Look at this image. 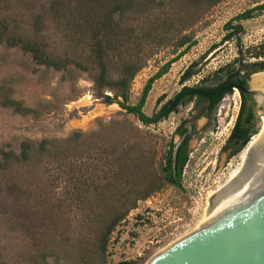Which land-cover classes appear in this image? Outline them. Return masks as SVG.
Listing matches in <instances>:
<instances>
[{"label":"rangeland","instance_id":"rangeland-1","mask_svg":"<svg viewBox=\"0 0 264 264\" xmlns=\"http://www.w3.org/2000/svg\"><path fill=\"white\" fill-rule=\"evenodd\" d=\"M47 1L0 0V14H15L23 26L39 14L43 20L40 34L48 48L56 53L66 52L69 37L49 19L45 10ZM133 1L131 11L122 19L130 25L135 24L138 12L135 8L140 6ZM153 1L161 2L158 11L162 14L180 16L186 9L185 0ZM263 1L218 0L211 5L186 30L191 32L194 43L152 81L142 110L150 114L181 85L195 83L232 60L237 54L235 41L221 39L225 32L223 23L235 13ZM137 22L140 24V20ZM240 23L242 45L257 42L264 35V8L255 10ZM172 54L166 45L148 57L130 82L129 102L136 101L146 78ZM194 61L193 67L198 70L181 81L180 74ZM102 92L112 93L107 87L101 92L93 89L92 73L88 70L73 63L54 68L36 62L18 45L0 42V155L6 149L17 152L24 138H63L75 129L83 133L95 131L100 120L104 126L98 142L113 143L117 153L124 144L136 141L144 151V167L148 171L158 164L167 142L178 141L174 128L182 118H188L192 127L186 141L188 153L180 187L164 183L138 200L108 237L106 264L120 259L143 264L174 241L246 147L245 143L239 151L227 154L229 149L223 146L238 109L239 93L233 88L224 94L210 115L197 113V106L190 101L157 122L142 124L116 102H104ZM160 94L162 98L156 102ZM78 150L75 161L66 157L62 177L56 179L55 165L46 160L37 167L12 165L6 171L0 170V264H80L79 256L85 260L94 256L95 237L84 222L85 213L69 201L68 167L69 164L76 167V174L86 176L87 181L109 178L112 173L85 164L87 160L97 162L96 157L100 156L97 148L82 144ZM148 158L152 159L150 164Z\"/></svg>","mask_w":264,"mask_h":264},{"label":"trees","instance_id":"trees-1","mask_svg":"<svg viewBox=\"0 0 264 264\" xmlns=\"http://www.w3.org/2000/svg\"><path fill=\"white\" fill-rule=\"evenodd\" d=\"M217 1L185 0L184 13L173 16L158 11L161 6L159 1L135 0L140 6L135 8V11L138 10L135 24L130 25L122 19L131 11L133 0H48L45 10L49 19L69 37L66 52L56 53L48 48V43L40 34L43 20L39 14L26 22V26L13 13L0 14V42L8 46L18 45L36 62L54 68H64L73 63L78 68L90 71L93 89L98 92L105 87L111 89V94H100L103 101L116 102L142 124L157 122L179 105L190 101L197 106V113L210 115L224 94L230 93L234 87H246L244 76L264 68V35L257 42L246 46L242 45L239 38L243 31L240 20L264 8V1L235 13L223 23L225 32L221 39L235 41L237 54L232 60L195 83L181 85L150 114L142 110V105L152 81L194 43L191 32L186 30ZM139 20L140 24L137 22ZM166 45L170 46L172 56L146 78L136 101L129 102L128 90L134 74L145 65L149 56ZM195 63L191 62L184 68L180 74L181 81L198 70L193 67ZM161 98L162 94L158 95L156 102ZM241 109L242 104L227 136V140L235 142L231 153L239 151L245 144ZM98 124L95 131L83 133L75 129L63 138H24L19 142L17 152L6 149L0 155L1 171L8 170L12 165L31 164L37 167L46 160L55 165L56 179L62 174L66 157L75 161L82 144L98 149L100 156L96 157L97 162L87 160L85 164L103 172H111L109 178L87 181L86 176L81 178L76 174V167L71 164L68 167L71 172L67 176L71 194L69 201L84 211V222L95 237L94 256L89 260L79 256L80 264H106L104 252L109 234L136 206L137 201L146 198L164 183L180 187L181 171L188 153L186 141L189 127H192L188 118H182L173 131L179 136L178 141L169 140L158 164L147 171L144 167V151L136 141L124 144L115 153L113 143L98 142L102 138L99 132L104 126L100 120ZM151 160L148 158V164ZM86 192H91V195H85ZM130 263L132 260L120 259L113 264Z\"/></svg>","mask_w":264,"mask_h":264},{"label":"water","instance_id":"water-1","mask_svg":"<svg viewBox=\"0 0 264 264\" xmlns=\"http://www.w3.org/2000/svg\"><path fill=\"white\" fill-rule=\"evenodd\" d=\"M234 87L246 147L172 243L143 264H264V68Z\"/></svg>","mask_w":264,"mask_h":264},{"label":"flooded vegetation","instance_id":"flooded-vegetation-1","mask_svg":"<svg viewBox=\"0 0 264 264\" xmlns=\"http://www.w3.org/2000/svg\"><path fill=\"white\" fill-rule=\"evenodd\" d=\"M238 93H239V91H238ZM242 104V98H241V96H240V94H239V105H238V109H237V112H238V110H239V108H240V105ZM237 112H236V114H235V117H236V115H237ZM235 117H234V120H235ZM234 120H233V122H234ZM232 125H233V123H232ZM232 125H231V127H232ZM231 129V128H230ZM230 131V130H229ZM229 133V132H228ZM227 136H228V134H227ZM227 136H226V138H225V140H224V144H223V146L225 147V148H228L229 150H228V153L227 154H233V153H231L232 152V150H233V148H234V146H235V142L232 140H227Z\"/></svg>","mask_w":264,"mask_h":264}]
</instances>
